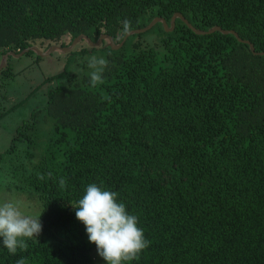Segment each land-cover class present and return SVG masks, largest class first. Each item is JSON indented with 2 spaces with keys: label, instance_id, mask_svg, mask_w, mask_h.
Listing matches in <instances>:
<instances>
[{
  "label": "trees",
  "instance_id": "16d2710c",
  "mask_svg": "<svg viewBox=\"0 0 264 264\" xmlns=\"http://www.w3.org/2000/svg\"><path fill=\"white\" fill-rule=\"evenodd\" d=\"M174 14L242 41L197 34L176 19L173 31L158 23L117 50L105 41L91 47L108 61L101 85L91 87L86 74L46 78L37 87L47 85L44 105L16 128L7 151L33 147L38 125L52 127L25 181L42 231L15 255L0 241V264H96L72 208L90 183L117 192L150 241L125 264H264V0H0V61L66 48L81 35L119 45L123 19L135 31L157 17L170 26ZM155 32L157 41H142ZM86 51L76 45L65 55L79 61ZM8 66L0 90L13 77Z\"/></svg>",
  "mask_w": 264,
  "mask_h": 264
},
{
  "label": "rangeland",
  "instance_id": "374dc122",
  "mask_svg": "<svg viewBox=\"0 0 264 264\" xmlns=\"http://www.w3.org/2000/svg\"><path fill=\"white\" fill-rule=\"evenodd\" d=\"M158 37L159 34L157 32L148 33L143 36L142 41L154 42L155 40L157 41ZM104 43L107 45L106 41ZM79 47L86 48V52L89 54L80 56L81 59L79 61L73 58V62H71V58V63L66 57V53L56 51L46 57H41L36 52H33V54H26L21 57L9 56L8 58L9 73L13 77L6 80L8 84L4 89L0 90V111L9 110L12 107L15 109L0 120V197L13 199L25 214L34 217L41 215L40 204L36 193L26 187L25 181L29 176L28 171L38 167L45 157L53 136L52 127L48 124L38 125V139L33 147L28 149L27 143H19L16 144V148L12 153H7V151L13 146L12 140L16 128L29 119L33 111L44 105V91L47 85L39 90H37V87L39 88L46 78L59 74L61 76L58 77V82H66L67 75L71 73L82 76L84 74L87 75L90 69L84 63H87L88 57L95 55L105 58L101 47H98L99 50L97 52H92L93 48H91V45L82 41L77 44V48ZM27 152H31V158L27 157ZM93 254L96 264H105V261L97 255L96 250Z\"/></svg>",
  "mask_w": 264,
  "mask_h": 264
},
{
  "label": "clouds",
  "instance_id": "9594fccd",
  "mask_svg": "<svg viewBox=\"0 0 264 264\" xmlns=\"http://www.w3.org/2000/svg\"><path fill=\"white\" fill-rule=\"evenodd\" d=\"M121 36L132 31L131 21H121ZM108 61L95 55L87 58L90 71L89 84L96 87L104 83L103 73ZM110 100V97H105ZM52 173L48 176L51 177ZM38 179H45L43 175ZM60 188L66 187V178L59 179ZM118 193L106 190L102 185L90 183L85 187L82 198L76 201L75 217L85 227L88 242L96 246L97 255L105 264H125L139 258L150 241L144 237V231L138 227V217L130 214L123 202L118 201ZM40 217V216H39ZM39 217L25 214L13 199L0 197V241L9 254L17 250H27V240L40 235L42 224ZM16 264H27L24 258Z\"/></svg>",
  "mask_w": 264,
  "mask_h": 264
},
{
  "label": "water",
  "instance_id": "95a60500",
  "mask_svg": "<svg viewBox=\"0 0 264 264\" xmlns=\"http://www.w3.org/2000/svg\"><path fill=\"white\" fill-rule=\"evenodd\" d=\"M176 19H181L191 30H193L195 33L197 34H201V35H204V34H210V33H213L215 31H219V32H222L223 34H232V35H235L236 38L239 40V41H242L240 40V38L238 37V35L234 32V31H223L222 29H220L219 27H215L211 30H209L208 32H203V31H198L196 29H194L181 15L179 14H174L171 18V21H170V26H168V24L166 23V21L164 19H161V18H154L152 20V22L145 28L143 29H140V30H135V31H132L130 32L129 34L125 35L123 41L119 44V45H115L114 44V41L111 37L107 36V35H102L97 42L95 43H92L90 39H88L86 36L84 35H81L79 37H77L76 39H74L71 43V45L69 47H66V48H61V47H58V46H53L51 48L48 49V51H46L45 53H42L40 52L38 49L36 48H30V49H27L19 54H15L13 52H9L7 54H5L3 56V59H2V64L0 66V70L3 69L5 66H6V63L8 61V58L9 56H12V57H21L23 55H25L26 53L29 52V50L33 51V52H36L39 56L41 57H46V56H49L52 52L56 51V52H62V53H69L70 51H72L74 49V47L80 43L81 41H85L87 42L88 44L91 45V47H97L99 46L103 41H107V45H109L112 49L114 50H117L119 49L123 44L124 42L126 41V39L133 35V34H139V33H145V32H148L151 28H153L155 25H157L158 23H161L165 29L166 32H171L173 31L174 29V26H175V22H176ZM251 47V50L252 52H254V48L252 45H250Z\"/></svg>",
  "mask_w": 264,
  "mask_h": 264
}]
</instances>
